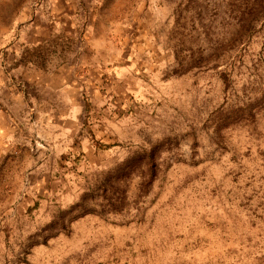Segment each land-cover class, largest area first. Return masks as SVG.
I'll return each mask as SVG.
<instances>
[{
  "label": "rangeland",
  "instance_id": "374dc122",
  "mask_svg": "<svg viewBox=\"0 0 264 264\" xmlns=\"http://www.w3.org/2000/svg\"><path fill=\"white\" fill-rule=\"evenodd\" d=\"M34 57L67 134L0 165V264H264V0H0L3 90Z\"/></svg>",
  "mask_w": 264,
  "mask_h": 264
},
{
  "label": "crops",
  "instance_id": "0c3cea01",
  "mask_svg": "<svg viewBox=\"0 0 264 264\" xmlns=\"http://www.w3.org/2000/svg\"><path fill=\"white\" fill-rule=\"evenodd\" d=\"M35 59V61H34ZM2 59H0L1 61ZM38 58L34 57L29 62L22 63L16 60L13 64V71L22 72L29 71L25 74L23 80V89L13 86V88L4 87L0 84V165L5 166L18 163L15 157L19 151L26 149H18V144L26 145L28 142L26 133L22 131L30 126H44L47 130L55 125L57 131L56 139L48 138V133L36 132V137L46 139L44 142L38 141L45 149L52 148L54 139L59 144L66 137V130L61 129L53 121L57 118H65V113H59L53 109L56 103L63 102L64 88L70 87V80L64 79L63 73L59 68L51 69L43 67L38 62ZM62 74V76H61ZM61 81V82H60ZM71 83V82H70ZM71 101L76 99L71 98ZM78 101V99H77ZM32 121V122H31ZM44 132V129H42ZM39 133V134H38ZM17 137L21 140L18 141ZM46 137V138H45ZM25 143V144H24ZM32 149V147H30ZM13 158H9L12 152ZM7 158V159H6ZM13 159V160H11ZM19 164V163H18Z\"/></svg>",
  "mask_w": 264,
  "mask_h": 264
}]
</instances>
